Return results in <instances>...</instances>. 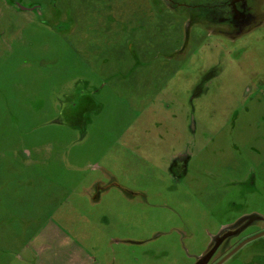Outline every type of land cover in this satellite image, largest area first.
<instances>
[{
    "label": "rangeland",
    "instance_id": "374dc122",
    "mask_svg": "<svg viewBox=\"0 0 264 264\" xmlns=\"http://www.w3.org/2000/svg\"><path fill=\"white\" fill-rule=\"evenodd\" d=\"M14 1L31 9L0 11V264H197L218 225L264 223V0L241 35L197 20L218 0ZM223 264H264V236Z\"/></svg>",
    "mask_w": 264,
    "mask_h": 264
},
{
    "label": "flooded vegetation",
    "instance_id": "af4514ba",
    "mask_svg": "<svg viewBox=\"0 0 264 264\" xmlns=\"http://www.w3.org/2000/svg\"><path fill=\"white\" fill-rule=\"evenodd\" d=\"M2 1H4L5 4L12 6L16 10L22 11L31 9L29 7H19L17 2L14 0ZM257 1L258 0H218L216 3L217 8L215 15H207V17L200 16L197 18V20L211 19L214 21V23L220 24L221 27L225 28H223V32L225 34L229 35L234 33L233 35H241L246 31H249L253 26H258L260 23V20H258L260 13L257 12ZM168 2L171 1L168 0ZM191 17L192 15L190 18ZM219 30L222 31V29ZM75 99L76 101L72 102L71 107H69V111L72 116L71 118H74V121L78 122L81 120V117H76L77 112H80V110L76 108L89 110L92 102L95 101V97L89 92H79ZM189 160L190 156L185 150L171 154L170 158L165 160V168L163 171L169 175L170 181L173 185L174 182H178L184 178L188 170ZM257 220H262V218L253 214L252 216H248L246 218H240L238 222L229 221V224L227 223L223 226L218 225L215 234L211 236L210 242L197 264H216L243 240L253 236L254 234L264 232V223H262L258 229L245 233V231L250 226H252L253 223L258 222ZM261 236H264V233ZM261 236L257 238H260ZM240 248L228 256L220 264H223L226 260L233 258Z\"/></svg>",
    "mask_w": 264,
    "mask_h": 264
},
{
    "label": "water",
    "instance_id": "95a60500",
    "mask_svg": "<svg viewBox=\"0 0 264 264\" xmlns=\"http://www.w3.org/2000/svg\"><path fill=\"white\" fill-rule=\"evenodd\" d=\"M264 232H261V233H258V234H254L253 236L243 240L241 243H239L235 248H233L228 254H226L221 260H219L216 264H220L222 263L228 256H230L233 252H235L238 248H240L244 243L252 240V239H255L259 236H261Z\"/></svg>",
    "mask_w": 264,
    "mask_h": 264
},
{
    "label": "crops",
    "instance_id": "0c3cea01",
    "mask_svg": "<svg viewBox=\"0 0 264 264\" xmlns=\"http://www.w3.org/2000/svg\"><path fill=\"white\" fill-rule=\"evenodd\" d=\"M0 3H1V5H2V6H0V11H1L2 7H5L6 4H5L4 1H2V0H0Z\"/></svg>",
    "mask_w": 264,
    "mask_h": 264
}]
</instances>
